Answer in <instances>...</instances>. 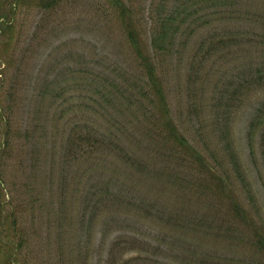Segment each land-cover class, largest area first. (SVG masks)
I'll return each instance as SVG.
<instances>
[{"label":"rangeland","instance_id":"1","mask_svg":"<svg viewBox=\"0 0 264 264\" xmlns=\"http://www.w3.org/2000/svg\"><path fill=\"white\" fill-rule=\"evenodd\" d=\"M119 2L149 43L153 20L180 6L174 47L155 56L178 137L144 91ZM6 8L0 186L18 264H264V114L251 125L264 105V0Z\"/></svg>","mask_w":264,"mask_h":264},{"label":"trees","instance_id":"2","mask_svg":"<svg viewBox=\"0 0 264 264\" xmlns=\"http://www.w3.org/2000/svg\"><path fill=\"white\" fill-rule=\"evenodd\" d=\"M7 3L8 0H0V19L5 14V11L7 9ZM119 6L123 7L121 13L123 11L124 12L123 16H121L123 20L127 23V32L130 42L132 43L133 47L135 48V51L141 58L143 65L146 68L145 73H143V83L145 85L144 91L146 92L149 87L151 88L152 94H149L148 99L151 101L156 100L158 103H160V105H162L163 116L165 118L164 125H167V127L169 128V132L172 136L178 137V129L174 124L173 120H171V117L168 115L169 109L166 95L167 93L165 92L163 84V81L165 80V71L163 70V67L161 68V66L158 68L157 64L161 63V61L159 58H155V56H157V53L162 52V50L173 49L174 32L178 30L177 26H174V20L176 19L177 13L180 11V6L177 3L173 4L169 12H167L166 14L160 13L158 15V19L153 20L151 26L152 37L150 43L142 41L139 32L135 29L133 25L134 20L132 12L130 13L121 2H119ZM156 20H158V24H155ZM0 24H3L1 26H4V24H6L8 28L12 26V23L10 22L5 23L0 21ZM0 33H3L2 27ZM167 36L171 37L168 42L165 41V38ZM148 84H150V86ZM122 93L125 94L124 91ZM128 98L129 103H132V100L130 99V94ZM263 114L264 105L259 110H256L251 125L259 122ZM1 115H3V112L1 113ZM3 119L6 120L4 126V128L6 127L5 133H7L9 137V133L11 132V124L9 120L10 118H5L3 116ZM0 132H3V126L1 125ZM26 135L29 136L28 130H26ZM5 142L7 145L3 144V147L0 148V159H3L6 156L5 152L7 151L6 149L8 147L9 139H6ZM3 176V174H0V180L2 179V181ZM10 189L13 191L12 187ZM3 193L4 188L0 186V260L2 264H18L19 253L21 251V246L23 243L22 236L19 235L17 240L15 238L17 237V235L14 233H16L15 230L17 229L18 219L16 217L12 218L13 212L4 211L6 202L3 200ZM236 209L240 210V206H237ZM11 218L15 220L10 223L9 219Z\"/></svg>","mask_w":264,"mask_h":264}]
</instances>
